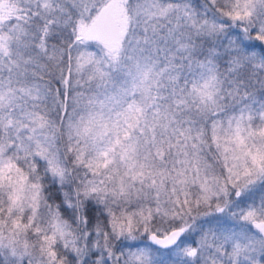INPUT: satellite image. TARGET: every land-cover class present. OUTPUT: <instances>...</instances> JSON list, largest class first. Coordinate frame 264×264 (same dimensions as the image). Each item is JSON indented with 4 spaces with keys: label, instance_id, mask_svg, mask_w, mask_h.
<instances>
[{
    "label": "snow or ice",
    "instance_id": "1",
    "mask_svg": "<svg viewBox=\"0 0 264 264\" xmlns=\"http://www.w3.org/2000/svg\"><path fill=\"white\" fill-rule=\"evenodd\" d=\"M0 264H264V0H0Z\"/></svg>",
    "mask_w": 264,
    "mask_h": 264
}]
</instances>
